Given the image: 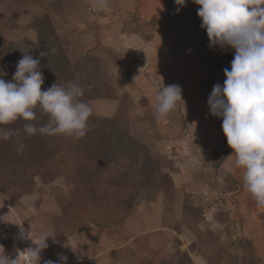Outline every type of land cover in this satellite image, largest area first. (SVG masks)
I'll return each instance as SVG.
<instances>
[{"label":"rangeland","instance_id":"rangeland-1","mask_svg":"<svg viewBox=\"0 0 264 264\" xmlns=\"http://www.w3.org/2000/svg\"><path fill=\"white\" fill-rule=\"evenodd\" d=\"M199 7L193 0L182 7L175 0H107L103 8L95 0H0V72L6 80L23 52L51 43L77 72H54L52 80L66 86L78 76L86 90L80 99L89 105L126 86L143 97L177 84L183 99L155 125L141 121L148 143L136 141L144 150L122 144L118 130L129 133L121 113L100 122L92 112L79 139L29 136L22 119L0 126L14 132L8 139L0 135V254L25 264L26 250L46 231L55 240L47 241L40 264L58 262V254L66 264H192L191 258L196 264H264V207L243 187L222 117L213 116L207 103L215 84L223 85L234 50L209 47ZM14 31L27 36L10 40ZM191 44L206 52L208 65ZM117 96L125 107L134 102L129 93ZM35 111L30 123L46 124L47 116ZM145 153L149 167L142 162ZM150 218L164 225L150 232L152 240L168 242L162 253L160 244L150 251L143 244L137 255L114 247L143 238Z\"/></svg>","mask_w":264,"mask_h":264},{"label":"clouds","instance_id":"clouds-1","mask_svg":"<svg viewBox=\"0 0 264 264\" xmlns=\"http://www.w3.org/2000/svg\"><path fill=\"white\" fill-rule=\"evenodd\" d=\"M186 0H175L184 6ZM199 5L200 27L206 30L209 47L234 50L230 68L224 69L223 85L216 83L208 97L210 112L222 117V130L228 146L233 150L235 169L242 170L243 187L255 201L264 207V0H193ZM97 7L107 6V0H95ZM177 12L180 7H177ZM55 51L54 49L52 50ZM190 51V50H189ZM23 52V51H22ZM17 62L11 80L0 74V126L25 121L23 131L29 135H65L76 139L86 134L91 106L81 97L84 89L76 82L66 86L53 83L41 91L44 83L41 60L30 53ZM48 52H40L47 57ZM154 115L167 118L182 99V88L170 84L159 88L154 96ZM47 116V123L37 127L35 109ZM12 129L0 128V135L8 139ZM22 237L29 238L21 228ZM54 236L40 232L36 247L26 250L25 264H40V253L48 248L47 241ZM59 261L45 264H66L67 257L58 254ZM0 264H17L0 254Z\"/></svg>","mask_w":264,"mask_h":264},{"label":"crops","instance_id":"crops-1","mask_svg":"<svg viewBox=\"0 0 264 264\" xmlns=\"http://www.w3.org/2000/svg\"><path fill=\"white\" fill-rule=\"evenodd\" d=\"M75 23L77 24V22L74 21V24ZM78 24H77V26L81 27L80 26L81 23L79 25ZM10 33L11 32H9L7 34H10ZM18 33H19V31H14L13 34H10L7 36L10 37V40L12 39V37H16V36L18 38L27 36V34H21L20 35ZM153 46L155 47V49L157 47H159L158 45H156L154 43L152 44V47ZM159 48H161V45ZM126 87H124V89L118 88V92H117L115 97L105 98V99H93L90 102L91 103L90 106L92 108V112L94 113V115L97 118L100 117V118H108V119H117L118 117L121 116L120 113L122 115H124V117L126 116V119H125L126 127L123 126L124 129H126V131L130 134L131 137H133L135 140H137L140 143H142L143 145H145L146 143H148V140H146L142 137V134H141L140 128H139V125H141L140 123L144 122V123H147L149 125H155L156 122H160V120L157 119L154 115V107L155 106L153 105V103L155 104V101L152 103V100H151L154 97V95H152L148 92H145V93L142 92L143 97H145V98H143V97L138 96L137 91L133 92L131 90H128V87L127 88ZM135 90H137V89H135ZM125 93H127V94L129 93L130 97H133L131 99L134 101L133 104L130 103L131 105H129L128 107H125L126 101H125L124 97L121 98L120 96H117L118 94L124 95ZM124 110H125V112H124ZM142 116H144V117H142ZM141 118H144V119H141ZM145 118L148 121H146ZM144 135H147V133ZM153 150L154 149L152 148L150 151H153ZM158 197H159V200L163 199L162 198L163 196H158ZM152 206H154V205L152 204ZM141 208L143 209V206ZM158 223H159L158 220H153L151 218L149 220L147 219L145 226L147 227L148 231L144 232L146 237L145 236L143 238L138 237L136 239H132V240L130 239L129 241H126V242H121V243L119 242L114 247L124 246L126 248H129V250L132 249V251H130V252L137 255V254L141 253V252L139 253V250H140V248H143V244H145V250L148 248L149 251H150V248L152 249L153 245L160 244L161 245L159 247L160 251L158 250V253H162L163 252L162 250H164L163 248L168 246V245H166L168 242L164 241L163 243H161V242H158L157 240H152V235L150 234V232L156 230L157 228L162 229L164 227L163 224L159 225ZM166 228H168V227H166ZM147 235H150V236L148 237ZM113 242H114V240L112 239V243ZM140 245H141V247H139ZM181 251H186V250H181ZM157 255L159 257V254H157ZM160 255L163 256V254H160ZM162 256H160V260L164 263V260L161 259V258H163ZM189 256H190V254H189ZM139 257L140 256H137V259H139ZM140 258H143V257H140ZM145 259L146 258H143L141 260V262H144ZM191 259L193 262L192 264H196L195 260H193V258H191ZM144 263L152 264L151 261L144 262Z\"/></svg>","mask_w":264,"mask_h":264},{"label":"trees","instance_id":"trees-1","mask_svg":"<svg viewBox=\"0 0 264 264\" xmlns=\"http://www.w3.org/2000/svg\"><path fill=\"white\" fill-rule=\"evenodd\" d=\"M33 27V26H32ZM41 44H46L45 41H43L42 43H40V46L38 47H41L42 45ZM54 46L56 52H52V47ZM60 47V45H59ZM42 51H47L48 52V56L47 57H43L41 58L40 57V52ZM34 52V53H33ZM33 52H30V54L34 57V58H39L41 60V71L43 73V77H44V83L42 84L41 86V91H44L46 90L47 88L51 87V85L54 83V72H57L58 74H63V75H66L68 77L69 74H76L77 72H70V68H68L69 64H68V60L67 58H64L62 55H63V51L62 49H58L56 48V44H51V43H48L46 46L43 47L42 50L40 51H33ZM67 60V61H66ZM65 64V65H63ZM67 68V69H66ZM53 72V73H52ZM79 75V74H78ZM53 79V80H52ZM78 76L75 75V77H73L72 79H69L72 81H76L77 83H79V85H82L81 82H78ZM67 85V84H66ZM84 88V85L83 87ZM85 90V88H84ZM86 91V90H85ZM100 120V122H111L110 119H106V118H97ZM119 134L124 136L121 140L122 141V144L127 146L128 144L132 143L134 146H138L139 148H141L142 150H144V147L142 145H140L133 137H131L129 134H127L125 131L123 130H118ZM122 133V134H121ZM114 137L115 134H113ZM110 140V139H109ZM109 140H105L104 141V145L106 144H109L111 142H108ZM113 143H117L118 141H114V139H112ZM116 140V139H115ZM127 152V150L125 151ZM146 154V153H145ZM143 156L142 158V162H146L147 166L149 167V159L150 157L146 154ZM104 157V156H103ZM150 170V168H149ZM172 181V180H171Z\"/></svg>","mask_w":264,"mask_h":264},{"label":"water","instance_id":"water-1","mask_svg":"<svg viewBox=\"0 0 264 264\" xmlns=\"http://www.w3.org/2000/svg\"><path fill=\"white\" fill-rule=\"evenodd\" d=\"M189 47L194 51L196 57L198 58V60L204 64V65H208L209 61L207 59V55L206 52L198 47L193 46L192 44L189 45Z\"/></svg>","mask_w":264,"mask_h":264},{"label":"bare ground","instance_id":"bare-ground-1","mask_svg":"<svg viewBox=\"0 0 264 264\" xmlns=\"http://www.w3.org/2000/svg\"><path fill=\"white\" fill-rule=\"evenodd\" d=\"M20 237V236H19Z\"/></svg>","mask_w":264,"mask_h":264}]
</instances>
